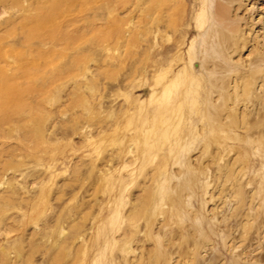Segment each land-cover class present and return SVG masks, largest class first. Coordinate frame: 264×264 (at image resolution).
Segmentation results:
<instances>
[{
    "label": "rangeland",
    "instance_id": "1",
    "mask_svg": "<svg viewBox=\"0 0 264 264\" xmlns=\"http://www.w3.org/2000/svg\"><path fill=\"white\" fill-rule=\"evenodd\" d=\"M260 56L264 0H0V264H264L225 139Z\"/></svg>",
    "mask_w": 264,
    "mask_h": 264
},
{
    "label": "bare ground",
    "instance_id": "2",
    "mask_svg": "<svg viewBox=\"0 0 264 264\" xmlns=\"http://www.w3.org/2000/svg\"><path fill=\"white\" fill-rule=\"evenodd\" d=\"M219 5L215 6L216 11L218 10ZM221 33V31H220ZM218 36L220 34L217 33ZM218 41H214V44H217ZM213 45V44H212ZM211 45V47H212ZM210 46V43H208V48ZM258 59V60H257ZM264 61V57L260 56L252 61L251 66L257 67L260 62ZM264 75H260L258 72H254L251 74V78L244 73L241 74V76L238 77L239 81L236 83V86L234 87V94L235 98L234 101H236V105H240V108L242 111L240 112V116L238 119V128L240 135L235 137L234 139L228 134L225 138L227 141V157L230 156L229 152L232 149V146L230 144L232 141L236 143V146L238 148H243L244 152L242 150L237 151L238 157H243V161L240 162V170L236 172V180L233 183L232 177L230 174V157L227 158L226 166H227V178L226 182H228L230 185H234L235 190L233 191V195L236 198V214L233 216V218H228L227 227L230 230V223L234 221L236 228L239 227L240 220L244 217H251V224L252 226H248L247 228H242V231L237 233L236 236L240 238V235L243 232H246V240H251V238H254L255 235L259 234V228L260 224L264 220V179H254V182H252V191L253 194H251L249 197V200L247 202L248 209H251V204H253L254 200H258V208L255 210V214L250 216L249 212L245 213L243 212V207L246 204H243V199H245L246 191L244 190V187L242 184H240L241 178L249 177L253 171L256 169L257 166H264V102L261 100L262 95L260 93H257L256 88L254 85L257 82H260L263 79ZM231 76L229 74L226 75L224 78V83L227 88L226 92V106L228 105L229 101H233V96L229 94L228 88ZM184 81V79H183ZM186 84V83H185ZM183 83L182 86H185ZM263 103V109H258V105ZM249 105L252 109L251 111H254V115H252L251 112H247L246 106ZM228 108V106H227ZM227 122L225 124L226 129H230L232 127L231 123V117L227 115ZM231 192V190H230ZM232 193V192H231ZM227 193V195H231ZM250 203V204H248ZM230 220H232L230 222ZM255 223V225L253 224ZM238 230V229H236ZM229 232V231H228ZM249 244V243H247ZM256 257L258 260H264V247L261 252L258 253Z\"/></svg>",
    "mask_w": 264,
    "mask_h": 264
}]
</instances>
